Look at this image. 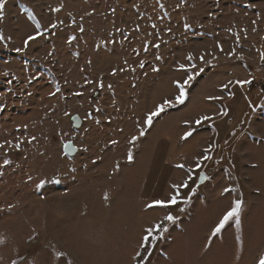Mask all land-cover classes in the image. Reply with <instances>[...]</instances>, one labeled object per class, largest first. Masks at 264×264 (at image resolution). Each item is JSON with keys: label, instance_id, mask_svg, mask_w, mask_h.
<instances>
[{"label": "rangeland", "instance_id": "374dc122", "mask_svg": "<svg viewBox=\"0 0 264 264\" xmlns=\"http://www.w3.org/2000/svg\"><path fill=\"white\" fill-rule=\"evenodd\" d=\"M0 35V264H135L168 212L146 264H259L264 0H7ZM185 180L187 204L147 208ZM236 200L240 226L212 237Z\"/></svg>", "mask_w": 264, "mask_h": 264}, {"label": "snow or ice", "instance_id": "6c2138e0", "mask_svg": "<svg viewBox=\"0 0 264 264\" xmlns=\"http://www.w3.org/2000/svg\"><path fill=\"white\" fill-rule=\"evenodd\" d=\"M7 3V0H0V21H2L4 19L5 16V5ZM25 11H27V9H25ZM55 11H60L59 8L55 9ZM31 15V14H30ZM52 28L57 27V25L53 24L51 26ZM153 27H155V25H153ZM187 27V26H186ZM37 28H39V25H37ZM83 29H81L82 31ZM169 31H171L169 29ZM39 35H43V33H39ZM38 38L37 35H30L28 36V38L25 40L24 42V46L25 48H27L29 41L32 40H36ZM4 37L2 35H0V40H3ZM71 39H75V37L71 38ZM71 39L69 40V43H71ZM155 47L159 48V45H155ZM222 50V49H221ZM17 51H20V49H17ZM233 55L235 54L234 52L232 53ZM157 59H160L159 56L156 57ZM189 60H192V57L189 55L188 57ZM202 59V58H201ZM261 60L264 61V53H261ZM140 68H144V63L140 62L139 64ZM183 67V66H181ZM192 67L194 68L195 65L193 64ZM153 71H157V69H153ZM113 75H115V72H113ZM193 76L191 74H189L187 76V80L184 81L183 83L181 82H176V87L179 91V95L175 98V103L177 104H183L184 100H185V85L190 82L191 80H193ZM229 83H232L231 81ZM236 83L243 88L245 85L251 84L252 81L251 80H238L236 81ZM100 88H103L104 85L101 82L99 84ZM227 87V86H225ZM57 91H59V88H57ZM74 95H82V93L80 92H76L74 93ZM215 99H220V97H216ZM172 106V101L169 100H165L163 103L159 104L156 106L155 110L151 111L149 114L146 115L145 119H144V123L146 125H148L149 127H151V125L153 124V120L155 117H158L162 112H164L165 107H171ZM221 115H227V112H222ZM213 117L211 116H207L205 115L202 120H212ZM201 120H196L195 123L197 125L201 124ZM145 135V131L142 129L139 132V135H133L131 140L129 141L130 144H135L136 141L139 139V137H142ZM190 136H192V131H186L184 136L182 137V139H188ZM113 144L118 143V141L113 140L112 141ZM3 145H0V147H2ZM17 147H19L17 145ZM65 149L68 151H73V147L71 144H66ZM86 150V149H85ZM209 151V150H206ZM212 157L210 155H204L203 156V160H211ZM127 160L129 163H131L133 161V154L131 151L128 152L127 154ZM5 164L10 163L9 161H5ZM202 163V161H197V166H199ZM178 168L183 169L185 166L183 164H178L177 165ZM74 171V169H73ZM0 175H2V173H0ZM206 177L201 176V180L205 179ZM191 179V170H189V180ZM189 180H185L182 183L179 184H173L171 186L172 188V192L170 194V196L168 197V199L163 200V199H157L151 203H149L147 205V208L151 209V208H161V209H170L172 207H175L178 204H187L189 202L188 198H184L181 199L182 196V192L181 189H187L189 186ZM43 186V182H41L40 185H38L37 187H42ZM195 189H191V194L194 195L195 194ZM225 192L230 191V189H225ZM105 199H107V196H105ZM242 204L243 201L242 200H236L233 202L232 206L230 207L229 210H227L222 218L219 220V222L215 225V227L213 228V230L211 231L210 235L212 237H216L218 234H220L222 232V230H224L226 228V226L229 225V223L231 221H235V224L237 227L240 226V213H241V208H242ZM175 217L168 212L166 215H164L161 218V221L159 223H154L152 225H150L148 228H146L144 230V235L142 236L141 240L139 241L138 244V248L135 251V254L132 257V261L135 262V264H146V259L147 257L151 256V252L148 251L149 247H154L155 243L159 240V239H163L164 238V233L168 232V228L166 226H164V222L167 223H174L175 222ZM4 241L0 240V244H3ZM143 250V254L142 251ZM12 264H16V261H12ZM259 264H264V255H262L259 259Z\"/></svg>", "mask_w": 264, "mask_h": 264}, {"label": "water", "instance_id": "95a60500", "mask_svg": "<svg viewBox=\"0 0 264 264\" xmlns=\"http://www.w3.org/2000/svg\"><path fill=\"white\" fill-rule=\"evenodd\" d=\"M72 122L74 123V125H75V127L76 128H80L81 127V121H80V118L78 117V116H74L73 118H72ZM72 145V144H71ZM73 147V146H72ZM73 151H68V150H66V152H68V153H70V156H74L76 153H77V150H76V148H74L73 147ZM201 176H204V177H206L205 175H201ZM207 179V177L205 178V179H203V180H201V178H200V181H204V180H206Z\"/></svg>", "mask_w": 264, "mask_h": 264}, {"label": "built area", "instance_id": "2783aa9c", "mask_svg": "<svg viewBox=\"0 0 264 264\" xmlns=\"http://www.w3.org/2000/svg\"><path fill=\"white\" fill-rule=\"evenodd\" d=\"M254 82L252 81V83L251 84H248L247 85V88H248V90H250V91H252V90H254L255 89V86H254V84H253ZM254 87V88H253ZM263 89V87H261L259 90H262Z\"/></svg>", "mask_w": 264, "mask_h": 264}]
</instances>
